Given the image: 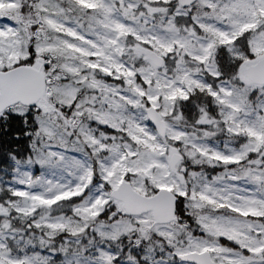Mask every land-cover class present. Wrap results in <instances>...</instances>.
Wrapping results in <instances>:
<instances>
[{"label":"snow or ice","instance_id":"snow-or-ice-1","mask_svg":"<svg viewBox=\"0 0 264 264\" xmlns=\"http://www.w3.org/2000/svg\"><path fill=\"white\" fill-rule=\"evenodd\" d=\"M0 264H264V0H0Z\"/></svg>","mask_w":264,"mask_h":264}]
</instances>
